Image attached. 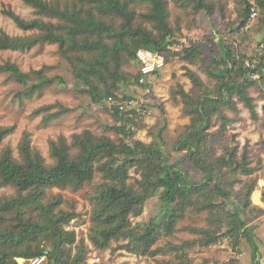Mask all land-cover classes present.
I'll use <instances>...</instances> for the list:
<instances>
[{
	"label": "trees",
	"instance_id": "trees-1",
	"mask_svg": "<svg viewBox=\"0 0 264 264\" xmlns=\"http://www.w3.org/2000/svg\"><path fill=\"white\" fill-rule=\"evenodd\" d=\"M23 1L36 17L27 20L11 10L5 11L23 35L10 36L0 30V51L21 52L45 44L57 45L81 93L96 103L105 104L110 97L115 100L117 91L131 84L149 88V83L139 82L142 75L137 53L142 49L164 54L166 64L175 57L191 65L200 64L209 81L204 82L196 72L188 70L186 75L197 88L198 97H192L180 85L171 91L174 99L181 98L185 114L192 117L174 146L184 155L173 163L171 154L164 149L165 128L155 127L156 141L152 144L135 139L132 128L141 105L123 111L117 103L109 104L110 108L105 105L116 121L110 129L122 139L117 142L90 130L75 135L71 143L62 138L50 144L52 164L32 146L29 134L20 143L17 157L9 145H4L14 128L0 127V186L14 190L12 195H0V264H19L20 259L28 264L45 253L48 264H88L90 249L86 239L96 250H107L116 244V250L153 259L175 252L179 264H191L186 250L195 246L207 247L228 238L236 249L245 240L254 262L259 254L257 228L245 215L253 208L251 197L257 182L248 183L240 191L235 190V185L239 176H253L261 166H252L247 147L240 153L239 146L226 138L232 120L224 110L236 111L238 98L250 110L252 119L259 120L248 89L264 81V57L256 64L251 59L254 66L247 67L248 55L222 39H212L205 46L192 44L170 56V48L179 44L176 37L182 27L171 21L169 0ZM235 1L239 16L234 32L246 29L253 9L259 21L255 28H264V0ZM173 2L189 16L204 12L213 17L218 12L226 18L225 0ZM48 68L24 72L16 63L7 61L0 64V73L25 87L18 95L20 99H32L46 87L65 83L60 76H47ZM256 73L261 75L258 80L252 79ZM124 98L135 101L134 97ZM158 107L164 115L163 106ZM58 112L55 117L67 110L60 106ZM215 119L221 121V127L211 132ZM216 145L223 150L221 156L215 155ZM186 163L201 174L200 179L192 177ZM132 170L139 177L135 183H130ZM96 178L99 182L95 184ZM89 187L91 191H86ZM54 190L86 191L91 222L86 237L78 240L77 232L68 229L78 214L63 208L66 200ZM157 195L163 202L161 216L134 223L133 218L140 217L147 202ZM254 208L264 213V209ZM188 212L208 215L206 228L190 229L201 238L180 246H157L162 239L174 236ZM176 263L156 260V264ZM230 264H237V259Z\"/></svg>",
	"mask_w": 264,
	"mask_h": 264
},
{
	"label": "rangeland",
	"instance_id": "rangeland-1",
	"mask_svg": "<svg viewBox=\"0 0 264 264\" xmlns=\"http://www.w3.org/2000/svg\"><path fill=\"white\" fill-rule=\"evenodd\" d=\"M225 1H227L226 18H223L222 14L218 12L213 17L207 16L204 12L196 17L189 16L178 8L173 0H169L171 21L174 25L180 24L182 27V32L178 33L176 37L177 43L183 49L192 44L205 46L212 39H216V41L222 39L224 42L233 44L240 52L246 53L248 62L251 59H261L264 57V28H259V30L255 28L259 23L258 18L252 21L251 30L249 28L240 33L234 32L239 16L236 1ZM8 10L24 19L31 20L36 17L33 9L25 5L23 0H0V30L10 36L23 35V32L5 14V11ZM202 51L204 55L208 52L205 49ZM173 53L174 51L171 50L169 55L172 56ZM7 61L16 63L24 72L41 70L47 66L49 67L46 72L47 76L52 78L60 76L65 80L64 84L56 83L44 88L32 99H20L18 95L25 90V87L0 73V127L14 128L13 132L5 139L4 145H9L17 157L19 145L26 134L30 135L32 146L41 152L49 164L53 162L50 156V144L62 138L71 143L75 135L90 130L95 135H105L117 142L122 139V136L115 130L110 129L115 126L116 121L112 113L105 107L106 105L110 108L109 102L96 103L90 96L81 93L71 73V68L59 54L57 45L45 44L21 52L0 51V64ZM188 70L196 72L204 82L209 81L202 65H191L183 62L179 57H175L164 70L151 78L149 82L151 94H145V89L136 84L121 87L116 93L115 100L117 102H125L124 97L129 96L134 97L136 106L141 105L140 108L138 107L135 125L132 128L136 132L135 139L152 144L156 141L153 134L156 130L155 127L165 128L166 147L164 149L171 154L172 163L184 155L183 152L175 151L174 146L186 127L191 124L192 117L185 114L181 98L174 99L171 91L174 88L178 89L180 85L192 97L197 98L199 95L197 88L193 86L186 75ZM248 90L259 120L252 119L250 110L236 98L237 110L229 108L224 110L225 115L232 120L227 126L226 138H231L232 144L239 146L240 153L247 147L252 166H261L253 176H239L240 181L235 185V190L240 191L248 183L257 182V187L251 197L253 208L247 211L245 217L251 226L257 228L255 230L257 248L263 251L264 243L258 237L260 236L259 228H264V213L255 210L254 207L264 209L262 201L264 195V81L258 83L257 87L254 86ZM158 105L163 106L164 115ZM60 106L66 109L67 113L55 117L59 113ZM47 107L50 108L44 110ZM142 107L144 108L141 109ZM40 110L41 112H38ZM220 127L221 121L215 119L214 126L210 131L217 132ZM215 149V155L223 154V150L218 145L215 146ZM185 166L190 170L194 179L201 178V174L190 164L186 163ZM131 175L130 183H135L139 177L134 170ZM94 182L98 183L99 178H96ZM89 190L91 191L90 187L86 189V191ZM85 192L53 191L54 194H62L66 200L63 208L77 212L78 218L72 221L68 229L77 232L78 240L87 236L91 225L90 205ZM12 194H14V190L11 187L0 186L1 196ZM162 208L163 202L157 195L147 202L144 213L140 217L133 218V222H149L151 219L161 216ZM207 217L206 213L197 215L188 212L185 219L180 222L174 236L162 239L157 246L165 247L168 244L180 246L188 241L199 240L201 236L193 233L190 229L206 228L208 226ZM86 242L90 249L88 264H156V260H174L177 262L176 264H179L175 259V252H169L153 259L116 250V244H113L110 249L101 251L94 249L88 239ZM181 254L182 252H180ZM186 254L191 264H230L232 259H237V264H263L259 254L255 263L253 262L252 250L245 240L241 241L240 246L235 249L230 239L222 238L211 246H195L188 249ZM262 257L264 262L263 254ZM18 263L22 264L21 259Z\"/></svg>",
	"mask_w": 264,
	"mask_h": 264
},
{
	"label": "built area",
	"instance_id": "built-area-1",
	"mask_svg": "<svg viewBox=\"0 0 264 264\" xmlns=\"http://www.w3.org/2000/svg\"><path fill=\"white\" fill-rule=\"evenodd\" d=\"M257 18V11L255 9L252 10V14H251V19H250V23L248 24V26L246 27V29H249L251 27L252 21L255 20ZM170 50L172 51H180L182 50V46L179 44H175L173 45ZM137 59L140 62V72H141V78H140V84L144 85V84H148L150 82V79L152 77L155 76V74L157 72L162 71L166 66V57L164 54L159 53V52H154L152 50H148V49H142L140 51H138L137 53ZM260 60H255V64L258 63ZM251 61L247 62L246 66L247 67H252L254 66L251 65ZM262 74L264 75V68H262L261 70ZM260 73H256L252 75V79L254 80H258L260 79ZM150 89L146 88L145 89V94H151L150 93ZM109 104L112 103H117L119 106V109L121 111L126 110L127 107H134L136 106V101H125V102H117L114 100V98L110 97L108 99ZM148 114H150V112H148ZM22 264H24L26 261L24 259H21ZM28 264H48V254L45 253L41 256L35 257L31 260L28 261Z\"/></svg>",
	"mask_w": 264,
	"mask_h": 264
},
{
	"label": "crops",
	"instance_id": "crops-1",
	"mask_svg": "<svg viewBox=\"0 0 264 264\" xmlns=\"http://www.w3.org/2000/svg\"><path fill=\"white\" fill-rule=\"evenodd\" d=\"M163 70H164V69H163ZM152 78H153V77H152ZM150 80H151V79H150ZM259 231H260V236L258 235V236H259L258 238H260V240H262L263 243H264V228H263V227L259 228ZM262 254L264 255V248H263V251H261V250L259 249V255H261V261H262V263L264 264Z\"/></svg>",
	"mask_w": 264,
	"mask_h": 264
}]
</instances>
